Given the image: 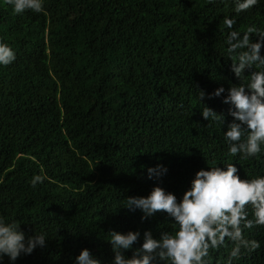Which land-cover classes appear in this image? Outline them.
<instances>
[{
  "label": "trees",
  "instance_id": "16d2710c",
  "mask_svg": "<svg viewBox=\"0 0 264 264\" xmlns=\"http://www.w3.org/2000/svg\"><path fill=\"white\" fill-rule=\"evenodd\" d=\"M251 25L264 31V0L240 13L234 0H43V11L20 14L0 0V43L16 57L0 65V216L49 240L15 264H73L84 248L110 264L109 230L173 231L165 213L141 222L124 198L158 185L179 200L214 163H233L241 179L264 175V148L248 159L228 154L225 93L208 98L241 83L225 40ZM204 106L224 126L204 120ZM157 164L167 173L148 179ZM34 175L43 177L35 187ZM242 234L260 247L232 264H264V225ZM230 248L225 238L209 249V264H226Z\"/></svg>",
  "mask_w": 264,
  "mask_h": 264
},
{
  "label": "clouds",
  "instance_id": "9594fccd",
  "mask_svg": "<svg viewBox=\"0 0 264 264\" xmlns=\"http://www.w3.org/2000/svg\"><path fill=\"white\" fill-rule=\"evenodd\" d=\"M258 0H234V11L240 13L257 4ZM16 14L25 10L43 11V0H7ZM224 25L231 29L234 19L225 17ZM252 34L256 38L253 42ZM227 53L232 61L231 73L241 81L239 85L216 88L208 98H219L225 93L222 103L229 105L228 115L232 121L223 132V140L230 156L239 154L240 159L256 157L264 148V31L255 25L248 26L243 35L229 31L225 40ZM15 53L6 43H0V65H9L15 60ZM247 69L254 70L244 76ZM246 80V82H244ZM199 101L205 93L199 91ZM201 116L206 121L218 122L222 126L225 116L204 106ZM207 165L195 172L188 188L182 196H177L164 188L153 186L147 196L124 198V206L129 212L139 211L141 222L165 213L173 225V231L160 232L154 238L151 231L139 230L124 233L116 230L107 232V243L111 246L113 259L110 264H209V249L225 246V238L231 242L226 264L239 259L242 249L253 251L260 247L256 240L247 239L245 229L264 225V175L251 179H241L233 163L223 167ZM147 178L159 181L167 173L161 164L148 167ZM43 177L34 175L31 186L35 187ZM251 209V218L249 217ZM22 223L0 216V264L7 257L9 264L21 255H30L37 248H44L45 232H36L26 237L20 230ZM142 241V243H141ZM140 246L133 248L134 244ZM131 250V257L125 252ZM73 264H101L87 249H81Z\"/></svg>",
  "mask_w": 264,
  "mask_h": 264
}]
</instances>
